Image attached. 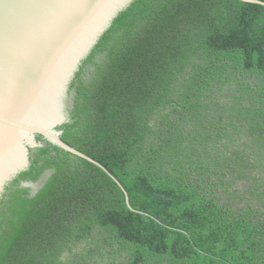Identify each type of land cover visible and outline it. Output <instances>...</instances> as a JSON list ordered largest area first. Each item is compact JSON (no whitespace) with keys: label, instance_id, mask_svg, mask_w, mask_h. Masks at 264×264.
<instances>
[{"label":"trees","instance_id":"1","mask_svg":"<svg viewBox=\"0 0 264 264\" xmlns=\"http://www.w3.org/2000/svg\"><path fill=\"white\" fill-rule=\"evenodd\" d=\"M65 106L61 140L130 207L37 136L0 198V264H264V6L134 0Z\"/></svg>","mask_w":264,"mask_h":264},{"label":"water","instance_id":"2","mask_svg":"<svg viewBox=\"0 0 264 264\" xmlns=\"http://www.w3.org/2000/svg\"><path fill=\"white\" fill-rule=\"evenodd\" d=\"M134 0H0V198L30 167L37 136L103 169L61 140L65 100L82 61ZM264 6L259 0H240ZM24 183L23 186H32Z\"/></svg>","mask_w":264,"mask_h":264}]
</instances>
